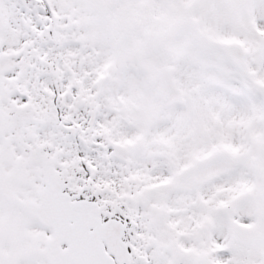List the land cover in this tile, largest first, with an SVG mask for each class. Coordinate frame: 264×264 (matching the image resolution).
<instances>
[{
	"label": "snow or ice",
	"instance_id": "obj_1",
	"mask_svg": "<svg viewBox=\"0 0 264 264\" xmlns=\"http://www.w3.org/2000/svg\"><path fill=\"white\" fill-rule=\"evenodd\" d=\"M0 264H264V0H0Z\"/></svg>",
	"mask_w": 264,
	"mask_h": 264
}]
</instances>
